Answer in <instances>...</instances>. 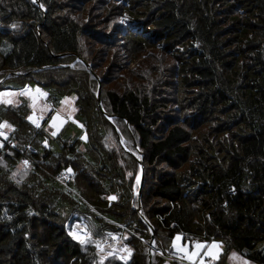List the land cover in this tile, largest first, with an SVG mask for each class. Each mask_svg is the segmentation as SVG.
<instances>
[{"label": "trees", "instance_id": "16d2710c", "mask_svg": "<svg viewBox=\"0 0 264 264\" xmlns=\"http://www.w3.org/2000/svg\"><path fill=\"white\" fill-rule=\"evenodd\" d=\"M38 1L0 0V84L48 85L58 102L56 94L77 93L74 79L84 78L83 93L101 126L95 132L82 127L83 137L64 140L53 154L38 141L47 121L34 127L24 104L0 105L14 144L0 143V264H52L50 251L56 264H148L150 230L134 197L140 166L99 109L96 78L81 74L85 63L100 65L82 57L83 36L107 45L123 37L121 46L133 55L146 44L172 55L168 68L160 60L138 71L141 84L100 92L104 111L143 154L140 198L155 231L152 264H162L176 234L189 247L219 239L227 251L264 264V0H102L108 2L101 6L103 26L94 16L83 19L79 5L88 0ZM69 57L81 60L72 66ZM79 101V122L88 124ZM103 124L111 142L103 138ZM160 160L174 171L151 177L149 168ZM75 213L88 229L103 232L100 243L124 227L129 260L108 252L101 262L94 239L72 238L66 223ZM218 261L224 263L223 254Z\"/></svg>", "mask_w": 264, "mask_h": 264}, {"label": "rangeland", "instance_id": "374dc122", "mask_svg": "<svg viewBox=\"0 0 264 264\" xmlns=\"http://www.w3.org/2000/svg\"><path fill=\"white\" fill-rule=\"evenodd\" d=\"M133 1L134 0H132L131 2H133ZM102 2H104V1H102V0H88L83 4H80L79 5L80 10L83 9L85 11L82 14L83 19L87 18L86 20H88V17L94 16V17H92L93 23H96L99 26H103L104 24L101 22H103L106 19V18H103L106 15V10L102 9L101 6L106 7V3H108V2L105 1L106 3L101 5L100 3H102ZM95 6H97V7L95 8ZM138 8H139V10L142 11L144 9V6L138 5ZM86 11H89L92 15L90 13H86ZM95 15H97V16H95ZM92 19H89V20H92ZM83 37L84 38L82 39V42L84 44V46H83L84 48H83V52L81 55L86 60H91L95 64H100L99 67L94 66V69H91V70L94 71V73L95 72L99 73L102 76L103 79H101L100 83H101V90L104 92L107 90H110V91L122 93L124 90H126L125 87L128 86L129 84H132V86L133 85L137 86L136 85L137 83L141 84L142 82L145 81V79L142 77V75L138 74V71H140L142 69L146 70L148 67L152 66L151 63H153V64L155 63L157 65H160V63H161L160 60H162V63H164L166 65V68H168V66H169L168 60H170L172 58V55H170L168 53V50H166V49L164 50V48H159L160 46L159 47L158 46L151 47V46H148L147 44L142 45L144 48L143 51L146 49L145 51H147V53L142 51V52H139L137 55H133L125 43H124V46H121L120 42H122L124 39H123V37H119V36H118L119 38H116L114 40L115 42H113L111 45H107V44H105L103 42H99V41L98 42L93 41L94 39L91 36H87V37L83 36ZM89 43H96V44H93L92 46L90 45L93 52H94V54L91 53V56H90V52L88 51ZM66 60H67L66 62H68L72 66H74V64L77 63V62H75V60H81V59H79V58L74 59V58L69 57ZM87 64H89V62ZM120 64H122V66H125L123 72L119 70L118 65H120ZM84 68H87V67L84 66ZM152 69H153V67H152ZM84 71L87 74H85V73H81V74L90 79L92 76L90 75L89 70L86 69ZM119 71L121 73H119ZM122 74H123V77L126 76L129 79V81L126 79H123L121 77ZM152 74H154V70H152ZM58 75L61 76V74H58ZM147 78H149V77L147 76ZM150 78H152V77H150ZM74 80L77 82L76 87H78L79 93L78 92L77 93L72 92V93H69L70 94L69 96H67L68 94L62 95V96H59L58 94H56V97H59L58 102L54 101L53 91L48 87V85L47 86H41V84H37L35 82H30L28 84L27 81H25L21 85L16 84L13 81H9V82L4 83V86H7V87H3L0 84V93L10 94V95L0 96V105H5L9 109H17L22 104H24V107L26 110L23 108L22 113L27 116L28 112L30 113L31 111L35 110L37 117H38L39 125L43 121H46L45 120L46 117L49 116L48 113H53V111H57L60 114H63L66 117H68L69 121L67 122V124L64 126V128L61 130V132L59 133V135L57 137H52L48 133L50 131V128L48 126H46V123L42 124V130L38 128L39 130L43 131V132L38 133V141L40 143L39 146L41 148H43L42 145L45 144V141H46L47 142L46 147L48 149H50L52 152H54L53 154H55L58 151V149L61 147L62 142L64 140H70L71 137H75V136L78 138L83 137L85 135V133L83 132L82 127L89 125V130H91L92 132H95L97 130V128H100V126H101L100 120H98L99 115H95V106L91 103L89 104V101H87V99L85 98V94L83 93L84 89H85V87H84L85 79L83 78V79L79 80V78L76 77ZM99 80H100V78H99ZM57 81H59L61 83L64 82L62 80H57ZM43 85H45V84H43ZM51 86H53V85H51ZM96 86H93L94 90H95ZM37 88L40 89L41 93H44L46 95H41L40 93H37L36 92ZM140 89H142V86H140ZM80 98H81V100H80ZM6 100H11L12 103H10V104L5 103L4 101H6ZM78 101L84 105L83 113L86 114L84 117L88 121V124L83 123V122H81V123L79 122V118L77 116V113H79V111L81 110V105H79ZM88 105H90V108H88L85 111V109L88 107ZM102 105H104V104L102 103ZM15 116H17V115L13 114V115H10L9 117L12 120H16V122H17V120L20 122L19 118H15ZM112 121L115 123V125H116L115 127L117 129V132L120 135V138L122 139V143H120V140L118 139L119 144L122 145L127 150H132L136 154V156L141 158L138 150L136 149V146L133 143L132 138H128L126 136V134L124 133L127 130H124V132H122V126L120 125V123H118V122L116 123V121H114V118L112 119ZM3 122H5V120L0 118V123H3ZM103 125H104L103 138L105 140L111 142V134L105 130L106 124H103ZM110 128H111V126H110ZM2 130L6 133V136L9 135L10 130H8L7 128H4ZM86 133H87V131H86ZM2 141H8V144L10 142L12 146L14 145L13 142L9 141L8 138L5 139L4 137H0V143ZM142 157H143V154H142ZM24 161H27V160L25 158H22L20 166L25 167L24 164L22 163ZM184 168H185V165L182 166L181 171H184L185 170ZM161 171H174V168L169 166L168 163H166V161H164V160H160V162L157 163L155 168H154V166H151L149 168V172L151 173V177H153V174L157 175ZM177 171L180 172V170H177ZM138 174H139V172H138ZM63 176L68 177V174L65 173ZM17 177H18V179L24 178L22 175H19ZM137 177H138V175H137ZM137 177L135 178L134 197H135V194H136V191L138 188ZM151 177L147 176V178L149 180H151ZM136 196H137V194H136ZM135 204H136V202H135ZM78 218H79V220H77V215L75 213L72 216V218L70 219V221H68L66 223V226L68 228L67 230L70 232V231H73L75 229L76 234L78 236H83L84 232L87 231L90 233V239H94L93 240L94 243L98 242L97 237L100 238L101 234H103V232L101 230L95 229L92 231V230L88 229L87 223L83 219L84 218L83 215H79ZM38 227H40V226H38ZM178 236L179 235H176L174 237L173 242H174V240H177L176 238ZM71 237L73 238V236H71ZM76 240H79V239H76ZM177 241H178L177 242L178 244H181V242L179 240H177ZM197 243H199L202 246L204 245V243H201V242H194L191 248H187V251L192 258L191 263H186L183 261H176V260H172V259L171 260H165V262L167 264H215V263L216 264H256V263H253V262L247 260L246 258H244V256H242L236 250L227 251V249L225 247L223 248L221 241L219 239H212L208 243V246L204 251H202V247L199 249L196 248ZM50 252H49L50 256L48 257L49 263L56 264V263H54V262H56L55 261L56 259H54V255L51 254ZM108 252L111 254H114L115 250L108 248V247H104V248L99 249L100 258L103 256L110 255ZM154 252H155V250H154ZM193 253H196V255H192ZM233 253H235L236 255L233 256ZM220 254L224 255V263L223 262L221 263L217 260V257ZM114 255L119 257V255L117 253H115ZM62 262L63 261H59L58 264H62Z\"/></svg>", "mask_w": 264, "mask_h": 264}, {"label": "water", "instance_id": "95a60500", "mask_svg": "<svg viewBox=\"0 0 264 264\" xmlns=\"http://www.w3.org/2000/svg\"><path fill=\"white\" fill-rule=\"evenodd\" d=\"M36 3H38V0H35ZM85 66L87 67V69L94 75V77L96 78L97 82H98V86H97V92H96V98H97V103H98V107L101 110L102 114L112 123L116 135L118 136V139L120 140V143H122V139L120 138L117 129H116V125H114V122L112 121L113 116L108 114L107 112L104 111L102 105H101V100H100V91H101V86H100V80L99 78L94 74V72L91 70L90 65L85 63ZM4 78L0 79V82L3 80ZM29 116H32L34 120L38 121V117L37 114L35 112V110L31 111L30 113L27 114L26 116V120L27 122H29L32 126H36V124L32 123V121H30L28 119ZM54 116H58L59 119L55 122L57 126H52L53 124V117ZM69 121V119L60 114L57 111H54L50 117L47 119V126L50 128V134L52 137H57L59 135V133L61 132V130L64 128V126L67 124V122ZM55 132L56 135H52V133ZM136 146V144H134ZM136 149L138 150V148L136 147ZM130 153H132V155H134L137 158V161L139 163L140 166V172L139 175L137 177L138 180V188L136 191L137 194V207L136 210L138 212V214L140 215V217L142 218L143 221H145V223L147 224L149 230H150V240L148 242V264H152V253L154 251V227L150 224V222L144 217L143 211H142V205H141V191H142V186L144 183V166H143V160H142V152L138 150L139 155L141 156V158H139L138 156H136V154L132 151V150H128ZM126 260H129V258H126Z\"/></svg>", "mask_w": 264, "mask_h": 264}, {"label": "built area", "instance_id": "2783aa9c", "mask_svg": "<svg viewBox=\"0 0 264 264\" xmlns=\"http://www.w3.org/2000/svg\"><path fill=\"white\" fill-rule=\"evenodd\" d=\"M127 234L124 230V227H121L117 232L109 234L101 242V248L108 247L115 250L122 260L129 258L132 254V248L129 241H127ZM182 249V250H181ZM162 254V253H160ZM165 257L174 259L177 261H183L186 263L192 262V258L188 252L184 250L182 246L179 245H170L167 249V253L164 254Z\"/></svg>", "mask_w": 264, "mask_h": 264}, {"label": "snow or ice", "instance_id": "6c2138e0", "mask_svg": "<svg viewBox=\"0 0 264 264\" xmlns=\"http://www.w3.org/2000/svg\"><path fill=\"white\" fill-rule=\"evenodd\" d=\"M33 2H35V0H33ZM41 7H43V5H41ZM121 22L123 23V21H121ZM18 27H19L18 24H13V25H12V28H18ZM36 92H37V93H40L41 95H46V94H44V93H41L39 88L36 89ZM4 95H10V94L0 93V96H4ZM73 99H74V98H73ZM4 102H5V103H9V104L12 103L11 100H6V101H4ZM28 119H29L30 121H32V123L36 124L37 127L40 126L39 123H38V121H37V120H34L32 116H29ZM58 119H59L58 116H54V117H53V124H52V126H54V127L57 126L55 122H56ZM4 128H7L8 130H12V126L9 125L6 121L3 122V123H0V137H4L5 139H7L6 133L2 130V129H4ZM52 135H56V133L53 132ZM0 146H2V145H0ZM45 146H47V142H46V141H45ZM22 163H23L24 165H27V164H28L27 161H24V162H22ZM69 171H70V170H69ZM13 175H15V174H13ZM110 199H114V197H113V198H110ZM9 219H10V218H9ZM77 227H78V226H77ZM69 235L73 236L74 239H79V240L81 241V243H87V242H90V233L87 232V231L84 232V235H83V236H78V235L76 234L75 229H74L73 231H70V232H69ZM176 239L179 240L180 237L178 236ZM174 245H175V241H174ZM96 246H97L98 249H101V247H102L100 242H96ZM201 247H203V246L200 245L199 243L196 244V248L199 249V248H201ZM181 250H182V249H181ZM192 255H196V253H193ZM235 255H236V254L233 253V256H235ZM103 259H104V257H101V262L103 261ZM189 259H191V257H189Z\"/></svg>", "mask_w": 264, "mask_h": 264}, {"label": "crops", "instance_id": "0c3cea01", "mask_svg": "<svg viewBox=\"0 0 264 264\" xmlns=\"http://www.w3.org/2000/svg\"><path fill=\"white\" fill-rule=\"evenodd\" d=\"M176 235H179V236H180L179 241L181 242V244H178V243H177L178 241H177V240H174V241H175V245L185 246L186 249L192 247V245H193L194 242H193V243L191 244V246L189 247V246H188V243H186V242H185L184 244H182V236H181L180 234H176ZM176 235H175V236H176ZM175 236H174V237H175ZM174 237H173V239H174ZM173 239H172V243H171V244H174ZM204 245H205V244H204ZM204 245H203V247H202V251H204V250L207 248V245L205 246V248H204ZM203 248H204V249H203ZM202 251H201V252H202ZM218 258H219V256L217 257V260H218ZM165 260H171V259H170V258H167V257H164V259H163V261H162V264H167V263L165 262Z\"/></svg>", "mask_w": 264, "mask_h": 264}]
</instances>
